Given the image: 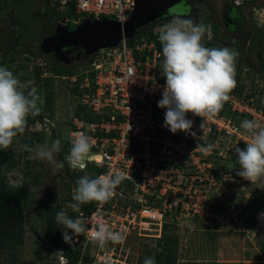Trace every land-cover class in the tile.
Wrapping results in <instances>:
<instances>
[{
  "label": "rangeland",
  "instance_id": "obj_1",
  "mask_svg": "<svg viewBox=\"0 0 264 264\" xmlns=\"http://www.w3.org/2000/svg\"><path fill=\"white\" fill-rule=\"evenodd\" d=\"M237 2V7L243 10L250 21L241 36L225 31L215 21L221 10L236 6ZM193 5L196 8L193 22L205 25L207 33L211 34L209 37L206 33L202 41L204 46L229 47L238 52L235 64L236 85L229 96L235 93L245 97L249 95L252 104L262 108L264 0H205V3L195 1ZM172 19L160 20L156 28L150 29L159 31L162 25ZM73 20L74 16L67 13V9L56 10L46 1L0 0V67L13 72L23 84L21 90L26 94L35 88L44 100L40 105V114L35 117L30 115L34 122L23 134L13 139L7 150H0V179H4L11 187H21L29 193L24 211L22 243L15 246V250L19 260L31 264H56L59 256L57 251H63L64 255L74 245H80V242L72 243L71 246L65 243L62 239L64 229L57 223L58 244H50L46 239L47 204L56 212L55 217L60 211H65L71 218L77 214L68 208V204L73 202L72 194L77 179L68 174L67 168L74 171L78 179L83 175L93 178L104 175L98 166L93 167L87 163L83 169H73L66 164L63 169L53 172L47 161L33 159L32 154L23 147L50 145L53 140H60L66 157L74 135L77 134L75 118L86 121L94 119L87 104L81 101L82 92L87 93L88 90L81 89L77 84L70 85L67 79L50 71L54 62L63 61L81 79L84 69L88 68L85 62L89 55L82 53L76 58L73 54L72 60H62L55 54L40 53L38 49L53 25L59 23L72 27ZM31 53H40V56L34 57ZM258 56L262 57L261 60ZM162 62L163 56L158 65L159 75L163 78ZM38 67L43 71L37 76L35 69ZM233 109V103L224 102L217 114L229 120L230 125L239 127L247 117L239 116ZM189 117L188 113L187 119L193 121L187 142V146H192L189 149L191 153L179 158L178 172L174 173V176H178L175 183L171 184L172 190L159 187L156 193L160 199L152 197L150 200L151 206H162L161 216L150 219L137 215L136 223L140 222V225L131 229L122 243L109 242L103 248L92 244L87 249L89 257L98 256L101 261L99 256L112 250L116 258L114 264H144L146 258H155L156 252L162 250V245L159 246L157 241L164 233L163 225H168L166 233L177 237L175 264H264L261 254L264 216L260 215L264 213V184H251L237 175L239 165L234 148L243 143L244 147L240 148L244 149L248 137L243 135L244 138L237 141L235 136L223 130L214 131V127L207 130L211 121H215L214 116L203 120L201 117ZM183 133L167 132L174 138ZM192 133H195V137ZM197 143L212 144L214 148L210 154H203L196 147ZM123 186L126 197L119 199L116 207L108 209V212L114 210L115 214L130 216L139 205L136 200L129 198L127 185ZM166 199L167 203L163 206ZM128 203L130 210L126 212L123 207ZM259 205L261 210L257 208ZM84 206L86 204L81 205L80 211ZM35 231L42 240L37 238ZM8 256L4 252L3 257L7 259Z\"/></svg>",
  "mask_w": 264,
  "mask_h": 264
},
{
  "label": "built area",
  "instance_id": "obj_2",
  "mask_svg": "<svg viewBox=\"0 0 264 264\" xmlns=\"http://www.w3.org/2000/svg\"><path fill=\"white\" fill-rule=\"evenodd\" d=\"M39 1L48 2L56 10L73 5L77 18L73 20L72 26L79 24L85 17H108L123 24L134 9V0ZM238 4L237 2L236 6H239ZM159 23L160 21L156 22L138 35L132 45H128L126 39H123L115 47L101 48L89 55L85 62L88 68L84 69L81 79L77 78V73L60 75L61 78L67 79L70 85L77 84L81 89L88 90L87 93L82 92L81 101L87 104L94 119L86 121L75 118L76 132H86L92 138L93 147L85 164L98 166L104 171V175L120 174L123 177L116 189V195L108 203L99 205L92 202L90 212L80 211L73 218L82 216L89 228L103 219L114 231L122 232L126 236L136 225H140V222L136 223L137 215L150 219L159 218L163 212L162 206H151L150 200L152 197L160 199L156 193L159 187L167 191L172 190L171 184L175 183L178 176H174V173L178 172L179 158L191 153L189 149L192 146H187L190 133H183L176 138L168 135L169 130L163 126L166 109L157 106L165 86V80L159 75L158 69L162 57L157 47L161 27L159 31L153 30ZM226 102L233 103V110L239 116L264 124V107H255L250 98L235 93L230 95ZM189 116L190 119L197 117L191 113ZM214 117L215 121H211L207 130L214 127V131L223 130L235 136L237 141L244 138L240 127L230 125L229 120L220 114ZM128 124L130 130L127 133ZM185 149L188 151L184 152ZM123 184L129 189V198L136 200L139 205L130 216L115 214L114 210L108 212V209L116 207L119 199L126 197ZM163 196H166V193H163ZM165 203L167 199L163 206ZM123 209L129 212L130 204H126ZM77 242H80V252L73 264L116 262L112 250L99 256L101 261L98 256L90 257L93 258L91 261H84L87 249L95 243L87 233L74 238L73 244ZM67 260L68 264H72L69 258ZM56 264H61L60 256Z\"/></svg>",
  "mask_w": 264,
  "mask_h": 264
},
{
  "label": "clouds",
  "instance_id": "obj_3",
  "mask_svg": "<svg viewBox=\"0 0 264 264\" xmlns=\"http://www.w3.org/2000/svg\"><path fill=\"white\" fill-rule=\"evenodd\" d=\"M181 17L178 15L164 24L158 35L163 56L161 72L166 79L162 99L157 106L166 109L163 126L173 134L178 131L190 132L192 121L187 119L188 113L203 120L215 116L222 109L236 85L235 64L238 57V52L233 48L205 47L202 41L207 33L206 26L194 23L191 18ZM207 34L210 37L211 34ZM22 88L23 84L12 71L0 67V150H7L13 139L24 133L27 118L39 115L42 110L40 105L44 100L36 89L26 94ZM239 127L248 140L244 149L238 146L234 148L239 165L237 175L251 184H264V124L255 119H245ZM129 130L128 124L127 133ZM192 135L195 137V133ZM71 143L65 160L71 168L83 169L93 147L92 138L86 132H80L74 135ZM23 147L32 154L33 159L47 161L53 172L65 166L63 161L56 159L62 147L60 140H53L50 145ZM196 147L201 153L210 154L214 145L197 143ZM122 179L120 174H105L95 178L81 176L76 181L73 202L68 204V208L79 213L81 205L108 203L116 195ZM260 215L264 216V213ZM55 221L64 229L62 239L70 246L74 238L86 233L101 248L109 242L118 244L125 239L122 232L114 231L103 219L89 228L82 216L73 219L65 211H60ZM56 253L60 256L61 264H68L63 251ZM144 264H156L155 258H146Z\"/></svg>",
  "mask_w": 264,
  "mask_h": 264
},
{
  "label": "trees",
  "instance_id": "obj_4",
  "mask_svg": "<svg viewBox=\"0 0 264 264\" xmlns=\"http://www.w3.org/2000/svg\"><path fill=\"white\" fill-rule=\"evenodd\" d=\"M237 8L235 5H231L227 7V13H230L232 9ZM67 13L72 14L74 19L77 18L75 13V9L73 5H68ZM168 19V18H166ZM194 21V18L192 19ZM155 24V23H154ZM153 24V25H154ZM150 26H145L143 28L138 29L134 37L132 39H126L128 45H132L135 38L144 33L146 29ZM41 53V44L38 46ZM157 47L162 53V45L160 41H157ZM40 53H31L32 56L37 57L40 56ZM137 57V56H136ZM43 71L41 67L35 69L36 75ZM50 71L57 75H66L71 74V67L66 62L57 61L54 62L50 68ZM165 80L166 78L163 77ZM247 95L246 97H248ZM264 107V106H262ZM34 120L29 116L27 118V126L33 123ZM25 129V131H26ZM20 135V134H18ZM17 135V136H18ZM202 142V140H199ZM240 147H244L243 143L239 144ZM58 158L60 161H63L66 165L67 162L65 160V152L64 149L61 148L59 152ZM95 167V166H93ZM101 170V169H100ZM68 174L78 180V177L74 173V171L67 168ZM29 193L21 187H11L4 179H0V264H31L26 263L25 261L19 260L17 258L15 246L22 243V227L24 223V211L26 208V203L28 202ZM258 210H261L262 207L257 206ZM92 209V204L88 203L83 207L84 212H90ZM45 226H46V239L50 244L57 245L59 240L58 234V226L55 221V211L54 209L47 204L45 206ZM168 225H163V235L158 239V245H162V250L156 252L155 254V262L156 264H175L176 262V246H177V237L175 235H171L166 233V228ZM4 252L8 253V258H4ZM79 245H74V247L64 252V255L69 258L70 263H75L76 259L79 255ZM261 254L264 258V242L261 247ZM91 261L93 258H90L88 254L84 255V261ZM51 264V263H48ZM139 264V263H138Z\"/></svg>",
  "mask_w": 264,
  "mask_h": 264
},
{
  "label": "water",
  "instance_id": "obj_5",
  "mask_svg": "<svg viewBox=\"0 0 264 264\" xmlns=\"http://www.w3.org/2000/svg\"><path fill=\"white\" fill-rule=\"evenodd\" d=\"M186 1L134 0L132 14L123 24L108 17H85L72 28L55 24L41 42V53L55 54L59 59L67 60L73 51H83L84 54L91 55L101 48L115 47L123 39H132L138 29L151 26L160 20L178 15L186 19L187 10L191 11ZM35 235L38 239H43L37 231Z\"/></svg>",
  "mask_w": 264,
  "mask_h": 264
},
{
  "label": "flooded vegetation",
  "instance_id": "obj_6",
  "mask_svg": "<svg viewBox=\"0 0 264 264\" xmlns=\"http://www.w3.org/2000/svg\"><path fill=\"white\" fill-rule=\"evenodd\" d=\"M198 1V0H193V1H186L185 3L187 5H190V12L187 10L186 14V19L191 18L193 19L196 14V8L193 5V2ZM198 2H204L205 0H200ZM215 21L219 26L225 29V31H230L232 34L241 36L243 34V31L246 26L249 25L250 21L247 18V16L244 14L243 10L239 9V7L234 8L231 10L230 13H227V9L221 10L219 16L215 18ZM72 28V27H69ZM84 53L83 51H73L68 55V60L73 59V54L76 58H79L81 54ZM259 54V51H257V55ZM57 57V56H56ZM58 58V57H57ZM261 56H258V59L261 60Z\"/></svg>",
  "mask_w": 264,
  "mask_h": 264
},
{
  "label": "crops",
  "instance_id": "obj_7",
  "mask_svg": "<svg viewBox=\"0 0 264 264\" xmlns=\"http://www.w3.org/2000/svg\"><path fill=\"white\" fill-rule=\"evenodd\" d=\"M36 1H39V0H36ZM73 27V26H72Z\"/></svg>",
  "mask_w": 264,
  "mask_h": 264
}]
</instances>
